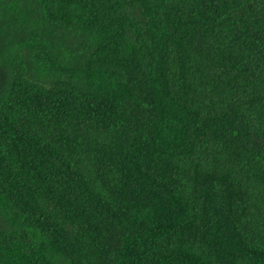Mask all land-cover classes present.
<instances>
[{
    "label": "trees",
    "instance_id": "1",
    "mask_svg": "<svg viewBox=\"0 0 264 264\" xmlns=\"http://www.w3.org/2000/svg\"><path fill=\"white\" fill-rule=\"evenodd\" d=\"M0 264H264V0H0Z\"/></svg>",
    "mask_w": 264,
    "mask_h": 264
}]
</instances>
